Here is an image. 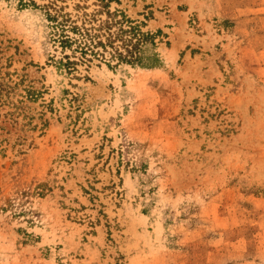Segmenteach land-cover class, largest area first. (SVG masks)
<instances>
[{
  "label": "rangeland",
  "instance_id": "374dc122",
  "mask_svg": "<svg viewBox=\"0 0 264 264\" xmlns=\"http://www.w3.org/2000/svg\"><path fill=\"white\" fill-rule=\"evenodd\" d=\"M0 264H264V0H0Z\"/></svg>",
  "mask_w": 264,
  "mask_h": 264
},
{
  "label": "trees",
  "instance_id": "16d2710c",
  "mask_svg": "<svg viewBox=\"0 0 264 264\" xmlns=\"http://www.w3.org/2000/svg\"><path fill=\"white\" fill-rule=\"evenodd\" d=\"M121 31H122V33H124V34H128V33H130V34H132V32H128V31H123L122 29H121ZM139 35L136 33V34H133V37L131 38V40L130 41H128V40H125V47H127V53H128V56H132L133 57V54L135 53V51L138 49V47H139V45H140V39L139 38H137ZM144 38H145V36H144ZM134 40H136V43L135 44H133V41ZM130 46H132V49L130 50L129 48H130ZM134 51V52H133ZM120 57H121V59H123V55L120 53ZM136 60H139V58H137Z\"/></svg>",
  "mask_w": 264,
  "mask_h": 264
}]
</instances>
